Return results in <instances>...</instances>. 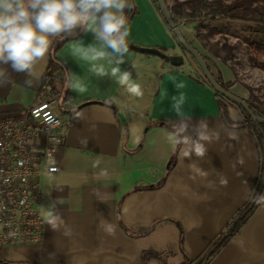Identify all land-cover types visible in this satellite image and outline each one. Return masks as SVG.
<instances>
[{"label": "crops", "instance_id": "crops-1", "mask_svg": "<svg viewBox=\"0 0 264 264\" xmlns=\"http://www.w3.org/2000/svg\"><path fill=\"white\" fill-rule=\"evenodd\" d=\"M131 2L136 13L128 24L127 41L183 56L152 1ZM241 25L234 22L230 31H240ZM183 33L208 57L214 76L230 82L229 90L237 96L249 99L251 83L264 81V53L257 56L259 65L238 70L231 60L225 61L226 53L212 42L213 37H196L191 26ZM55 40L35 66L38 79L32 78L31 86L25 84L28 77L24 73L12 71L9 64L0 65L11 79L0 86V116H19L36 104ZM89 44L100 46L91 31H84L57 52L69 72L70 100L60 109L59 172L41 180L43 239L37 244L0 246V262L140 264L144 252L162 256L149 257L147 264H182L186 258L198 262L246 205L260 178L261 151L256 137L238 124L225 123L215 90L199 75L194 62L185 59L176 67L129 48L120 67L132 73L131 82L140 85L143 95L135 96L113 78L95 76L89 71L91 61L72 56L79 45ZM96 63L110 71L106 61ZM180 81L183 89L175 86ZM76 85L86 86L87 91H77ZM181 93L185 97L182 109L191 125L206 121L219 133L218 141L207 144L203 159L194 154L184 158L186 146L169 138L168 121L180 119L172 110L171 98ZM226 102L231 121L242 122L244 115L237 105ZM124 113L130 114L136 133L138 128H147L143 144L139 145L137 135L128 133L131 123L122 121ZM189 132L195 136L191 127ZM224 178L226 186L221 183ZM53 202L62 216L58 230L49 225L52 216L47 207ZM106 224L115 226L114 234L104 230ZM151 226L149 233L141 235ZM208 264H264V198Z\"/></svg>", "mask_w": 264, "mask_h": 264}, {"label": "clouds", "instance_id": "clouds-1", "mask_svg": "<svg viewBox=\"0 0 264 264\" xmlns=\"http://www.w3.org/2000/svg\"><path fill=\"white\" fill-rule=\"evenodd\" d=\"M134 8L131 0H0V65L9 64L12 71L24 73L28 77L25 84L31 86L32 78L38 79L34 68L45 58L52 42L57 37L76 35L79 28L91 31L100 46L79 45L72 56L79 55L80 59L91 61L89 71L95 76L113 78L119 85L126 86L130 94L141 96L140 85L131 82L132 73L120 67L129 52V18L125 9L131 11ZM97 61H106L111 66L110 71ZM9 83L11 79L7 70L0 67V86ZM175 86L178 89L185 87L183 81ZM76 90L85 92L87 87L76 85ZM171 100L172 110L180 119L168 121L169 138L177 145L186 146L184 158L190 159L194 154L203 159L207 144L219 140L218 131L210 129L206 121L191 125L182 109L185 104L182 93ZM190 127L195 136L190 134ZM197 172L206 175L202 169ZM221 183L226 186L227 179H222ZM47 209L52 216L49 225L58 230L62 216L56 210V203H50ZM104 230L112 235L115 226L106 224Z\"/></svg>", "mask_w": 264, "mask_h": 264}, {"label": "trees", "instance_id": "trees-1", "mask_svg": "<svg viewBox=\"0 0 264 264\" xmlns=\"http://www.w3.org/2000/svg\"><path fill=\"white\" fill-rule=\"evenodd\" d=\"M157 8L161 18L166 24L168 30L172 33L178 46L184 51L185 48L178 42L176 36L173 34L167 23L165 22L157 0H151ZM167 7L170 10L173 20L180 27V25H189L193 28L196 37H205L210 39L217 35H226L230 32L234 22L241 23V29L237 36L238 39L243 40L245 46L256 50L257 55L250 57L253 65H259L257 56L260 53H264V0H164ZM126 15H128L130 23L132 17L136 13L135 9L129 11L125 9ZM185 40L196 48L185 36L182 29L180 28ZM84 33V30L79 29L76 31V35L68 37H58L50 51V58L47 69L43 76V81L49 83L52 87V96L58 101V106L62 110L64 109L65 103L70 100V76L66 66L57 58V52L67 43L79 38ZM221 48L226 53V59L233 60L236 58L235 53H238L239 46L230 44L227 41L221 42ZM197 49V48H196ZM199 51V49H197ZM163 51V50H162ZM200 52V51H199ZM201 53V52H200ZM202 54V53H201ZM255 55V53H254ZM203 58L207 62L208 57L202 54ZM192 61L197 65L201 74L202 71L198 66L197 62L192 56ZM208 64V63H207ZM209 67V65H208ZM210 69V67H209ZM211 71V69H210ZM202 78L203 74L201 75ZM215 77V76H214ZM219 85L229 90L231 83H224L221 77H215ZM205 82L207 80L204 78ZM230 91V90H229ZM251 93V92H250ZM218 98V104L224 118L225 123L228 126L240 125L243 128L248 129L254 134L258 142L261 151V163H260V178L253 190V193L246 205L239 210V212L232 218L229 228L226 234H221L219 240L213 245L211 250L203 256L201 260L195 262L190 258H186L182 264H208L214 256L224 247L230 238L236 234L248 221L250 215L254 212L260 201L261 195L264 191L263 177H264V124L256 123L250 113L243 109L241 106H237L244 115V120L240 123H234L231 121L228 115L227 102L224 97L216 93ZM252 97V98H251ZM249 104L252 111L256 112L259 116L264 118V110L260 108L258 103L255 101V97L251 94L249 99H245ZM179 225V223H178ZM155 226V225H154ZM151 226L145 230H142L141 235H146L154 227ZM180 226V225H179ZM181 230V229H180ZM180 243L183 244L181 237ZM161 256L160 253H149L144 252L141 257L140 264H147L149 257ZM1 264H11L0 262ZM165 264V261H164Z\"/></svg>", "mask_w": 264, "mask_h": 264}, {"label": "built area", "instance_id": "built-area-1", "mask_svg": "<svg viewBox=\"0 0 264 264\" xmlns=\"http://www.w3.org/2000/svg\"><path fill=\"white\" fill-rule=\"evenodd\" d=\"M52 87L43 83L36 104L19 116H0V246L40 243L41 180L59 172L63 122Z\"/></svg>", "mask_w": 264, "mask_h": 264}, {"label": "water", "instance_id": "water-1", "mask_svg": "<svg viewBox=\"0 0 264 264\" xmlns=\"http://www.w3.org/2000/svg\"><path fill=\"white\" fill-rule=\"evenodd\" d=\"M157 3L159 5L161 14L165 22L167 23V25L169 26L173 34L176 36L178 42L185 48L186 53L192 56L194 60L197 62L198 66L200 67L202 71L203 77L207 80V82L215 90V92L221 95L222 97H224L226 100H228L232 104L241 106L243 109L248 111L256 123L264 124V118L259 116L256 112L252 111L249 107V104L245 101V99L235 95L231 91L226 90L219 85L216 78L214 77V74L210 71L208 64L203 58L202 54L185 40L182 32L180 31V27L173 20L170 10L166 5V2L164 0H157ZM128 45L131 50H134L140 53H147V54L155 55L165 60L168 64L172 66L179 67V66H182L185 62L184 56H181V55L180 56L179 55H169L157 48H142V47L134 46L130 44L129 42H128ZM104 104L114 108L112 104H107V103H104ZM120 118L122 119V121H124V117L122 115H120ZM263 184H264V177H263ZM228 235H230V233H227V236Z\"/></svg>", "mask_w": 264, "mask_h": 264}, {"label": "rangeland", "instance_id": "rangeland-1", "mask_svg": "<svg viewBox=\"0 0 264 264\" xmlns=\"http://www.w3.org/2000/svg\"><path fill=\"white\" fill-rule=\"evenodd\" d=\"M189 25H180V28L182 29V31H184L185 33H187V30L189 29ZM239 34V31H236L235 32H229L227 33L226 35H217V36H214L213 37V40L212 42H216V44H218L220 47H221V42L223 41H227L229 42L230 44H233V45H237L239 46V50H238V53H235V56H236V59H233L231 61L232 65H234V67L236 66L238 68V70L241 68L243 69H247V67L249 66H253V62L251 61L250 57H254L257 55V52H255L256 50H251V48L245 46V44L243 43V40H240L237 38ZM255 53V55H254ZM147 54V53H146ZM184 58L188 61V62H193L190 55H188L186 52L183 51V54ZM149 56L153 57V58H157L159 60H162L161 58L155 56V55H152V54H149ZM256 65V63H255ZM197 66V65H196ZM198 68V67H197ZM235 69V68H234ZM186 70H190V68L186 69ZM199 69H197L198 71ZM191 72V71H190ZM199 72V75H202L200 70L198 71ZM192 74H194V71L191 72ZM251 93L250 95L252 94L254 97H255V101L258 103V105L260 106V108H262V110H264V81L262 80H259V79H256L254 80L252 83H251ZM232 91V90H231ZM232 93H235L234 91H232ZM236 95V94H235ZM240 97V96H239ZM252 98V97H251ZM236 106V105H234ZM237 107V106H236ZM59 114H60V117H62V114L63 112L59 110ZM130 114L129 113H124V122H126V124L131 123V126L128 127V133L131 135V137H135L137 135V139L138 141H141L139 142V145L143 144L144 143V140H143V135L146 134V130L147 128L144 127L143 129L139 130V128L137 129V133L134 131V126H133V123L131 122V117L129 116ZM168 166V162L166 163V167ZM264 198V191L261 195V198H260V201L258 203V206L256 207V209L254 210V212L257 210V208L260 206V204L262 203V200ZM254 212L250 215V217L254 214ZM250 219V218H249ZM248 219V220H249ZM227 233V230L226 229H222L220 231V234L218 235V238L216 239V241L209 246V248L206 250V252L204 253V255L207 254V252H209L211 250V248L213 247V245L219 240L221 234H226ZM223 248V247H222ZM221 248V249H222ZM221 251V250H220ZM219 251V252H220ZM218 252V253H219ZM217 253V254H218ZM216 254V255H217ZM215 255V256H216ZM214 256V257H215ZM148 262V261H147Z\"/></svg>", "mask_w": 264, "mask_h": 264}]
</instances>
